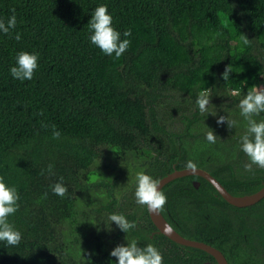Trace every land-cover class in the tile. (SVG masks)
Here are the masks:
<instances>
[{
    "label": "trees",
    "instance_id": "16d2710c",
    "mask_svg": "<svg viewBox=\"0 0 264 264\" xmlns=\"http://www.w3.org/2000/svg\"><path fill=\"white\" fill-rule=\"evenodd\" d=\"M100 5L131 41L119 59L90 41L87 24ZM13 14L16 28L0 32V176L19 192L20 207L9 222L22 240L18 246L0 241V264H66L56 229L68 223L80 233L78 193L96 178L92 165L104 148L153 157L144 172L156 180L176 161L191 160L217 176L240 173L247 121L239 101L264 80V0H0V20ZM21 51L39 54L34 78L23 82L10 74ZM227 65L233 72L225 81ZM207 88L211 103L201 114L196 99ZM221 115L235 127L218 125ZM254 118L264 120V113ZM211 129L215 143L206 139ZM61 177L68 189L63 198L52 192ZM199 199L179 195L170 203L181 232L211 241L216 234L231 264H264L260 249L247 248L243 239L244 231L254 240L264 235V219L241 230L227 223L235 219L216 222L212 199ZM263 209L252 215L259 218ZM93 249L77 264H115L101 241ZM190 258L164 256V263L196 264Z\"/></svg>",
    "mask_w": 264,
    "mask_h": 264
},
{
    "label": "clouds",
    "instance_id": "9594fccd",
    "mask_svg": "<svg viewBox=\"0 0 264 264\" xmlns=\"http://www.w3.org/2000/svg\"><path fill=\"white\" fill-rule=\"evenodd\" d=\"M13 13L15 9L12 10ZM17 26L16 15L13 14L7 21L0 20V32L5 35H10L12 30ZM90 35V41L98 47L106 56L115 55L119 59L130 47L129 39H122L121 33L113 26V17L109 14L106 5H100L94 9L91 19L87 24ZM124 37L131 36V30H126L123 33ZM15 39L21 40V34L16 33ZM240 41L243 45H249L251 39L247 35L242 34ZM39 67V54L21 51L16 55V64L10 68V74L14 79L20 81L32 80ZM233 72L232 65H227L224 72L221 74L222 79L228 81L230 74ZM211 88L201 90L196 99L200 113L204 114L208 111V106L211 103L210 98ZM232 95H239L238 91H234ZM240 114L247 121V132L241 137L240 143L242 151L248 156L250 163L246 164L245 170L251 172L253 165L264 169V120L259 122L254 118L264 113V86L253 85L247 91V94L239 101ZM227 123L229 129L235 127L236 122L229 119L227 116H219L217 119L218 125ZM61 133L56 126H52V138L60 139ZM216 135L211 129L206 134V139L210 143L216 142ZM123 166V165H122ZM197 165L189 160L185 164L188 170H194ZM47 173L54 175V165L49 164ZM44 175V170L41 171ZM110 179V178H109ZM136 202L139 205H146L154 214L163 211L167 203L166 194L160 190V182L152 176L146 174L143 170L136 174ZM52 192L60 197H66L68 189L63 182V177L60 181L52 186ZM47 193H45V198ZM20 195L15 186H8L5 183L4 177L0 176V241H6L9 246H18L22 240V233L14 228L9 222V217L14 215L20 207ZM109 220L115 223L119 229L125 233L137 227L135 222H130L122 214H112ZM110 255L117 258L118 264H163V255L152 244L145 247H139L135 241L125 245L115 247Z\"/></svg>",
    "mask_w": 264,
    "mask_h": 264
},
{
    "label": "flooded vegetation",
    "instance_id": "af4514ba",
    "mask_svg": "<svg viewBox=\"0 0 264 264\" xmlns=\"http://www.w3.org/2000/svg\"><path fill=\"white\" fill-rule=\"evenodd\" d=\"M258 82L256 83V85L258 84ZM135 157L142 158L144 160L145 168L149 166L153 160V157L152 158L140 157V156H135ZM248 163H250V160L248 156L244 154L242 161L239 163L240 173L236 174L234 170H232L231 173L224 174L221 176H217L211 173L210 171H208L207 169L197 166L209 172L220 183V186H216L212 181L201 175L188 174L182 177H177L176 179L168 182L161 189V191H163L167 196V203L164 206L163 211H161L160 213L167 220V222H169L170 225L182 237H185L190 240L204 242L220 250L227 258L229 264L231 263L226 253L224 252L223 249H221L218 246L216 242L217 239L216 234L213 235V239L211 241V239L206 240L198 237L197 238L190 237L181 232V226L177 221V219L172 214V211L170 209V205H171L170 203L176 201L179 195L182 197L190 195V198L196 200H200L199 198L202 199L211 198L214 203L213 217L216 222H220L219 219L221 218L235 219L237 223L229 222V221H227V223L236 224V227L238 229L243 230L246 228V225L249 224L250 222L254 220L261 221L262 219H264V209L260 212L259 218L254 217L252 213L253 210L257 209L258 207L264 208V196L253 203L244 204V205L234 204L229 200V195L230 196L249 195L263 187L264 169H261L258 166L253 165V170L251 172L246 171L244 166ZM171 167L172 168L167 169V166L165 167L164 165L165 173L157 180L159 181L167 174L173 172L175 169L178 170L185 169V165L180 166L179 161H176L175 163H171ZM184 177H189L187 183H183L179 180ZM260 184L261 186L258 188ZM256 187L258 189L252 191ZM135 190H136V186L128 193L124 194L123 198L120 201L119 200L116 201V204L113 203L115 205L114 207L109 206L107 207V209L109 213L111 212V215L112 214L124 215L130 222H135L137 227L129 231L128 233H125L121 231L119 227L114 223L115 226L112 229L113 231L112 235L106 232H103L104 234L102 233V235H98L97 237H95V240L92 242V248L94 246L95 241H101L103 243L105 251H110L111 253V251L115 247L119 245L127 246V243H131L132 241H135L139 247H145L148 244L154 245L161 252L163 258L164 256L175 259H177V257L178 258L180 257V259L182 258L181 260L185 259V261L188 262V260L186 259L189 256H191L190 259H193L196 264H208V263L220 264L217 258L212 254L208 253L204 248L195 247L188 245L186 243L179 242L178 240L174 239L173 237L169 236L166 232H164L163 229H161L158 226V224L155 223L151 215V211L148 209V207L146 205L137 204L135 197ZM239 198L238 200H240L239 202H241V198L240 199ZM203 215L206 218L211 217L210 213ZM243 239L247 248L260 249L261 253L264 255V235L260 236V238H258L257 240H254L250 236L249 232L244 231ZM94 251L95 250L93 249L92 253L89 256H91ZM164 261L166 260L163 259V263ZM115 264H118L117 258L115 259Z\"/></svg>",
    "mask_w": 264,
    "mask_h": 264
},
{
    "label": "rangeland",
    "instance_id": "374dc122",
    "mask_svg": "<svg viewBox=\"0 0 264 264\" xmlns=\"http://www.w3.org/2000/svg\"><path fill=\"white\" fill-rule=\"evenodd\" d=\"M256 86H264V81H259ZM103 154L92 165L97 173L96 178L92 182H84V189L78 193L76 209L78 221L82 225L80 233L68 223L56 229L59 242L65 248L66 264H77L88 257L93 251L92 242L98 235L103 232L112 235L115 224L109 220L111 212L107 207H114L116 201L132 190L137 185V172L145 169L144 160L136 158L131 152L120 156L104 148ZM75 235L79 236L78 242L75 241Z\"/></svg>",
    "mask_w": 264,
    "mask_h": 264
},
{
    "label": "water",
    "instance_id": "95a60500",
    "mask_svg": "<svg viewBox=\"0 0 264 264\" xmlns=\"http://www.w3.org/2000/svg\"><path fill=\"white\" fill-rule=\"evenodd\" d=\"M188 174L201 175V176L209 179L210 181H212L216 186H220V183L209 172H207L206 170H204L202 168L196 167L194 170H188L186 168L181 169V170L175 169L173 172L167 174L165 177H163L162 179L159 180L160 190L168 182L176 179L177 177H182V176H185ZM263 196H264V184H263V187L261 189L257 190L256 192H254L252 194H249V195H243V196H236V195L230 196L229 195V200L234 204L244 205V204L253 203V202L259 200L260 198H262ZM239 197L241 198V202H239L240 200H238ZM151 215H152L155 223H157L158 226L161 229H163V231L166 232L169 236L173 237L174 239L178 240L179 242L186 243L188 245L195 246V247L204 248L208 253L215 256L217 258V260L220 262V264H229L225 255L220 250H218L217 248H214V247H212V246H210L204 242H200V241H196V240H190V239H187L185 237H182L170 225V223L167 222V220L162 216L161 213L154 214L153 212H151ZM208 264H210V263H208Z\"/></svg>",
    "mask_w": 264,
    "mask_h": 264
}]
</instances>
